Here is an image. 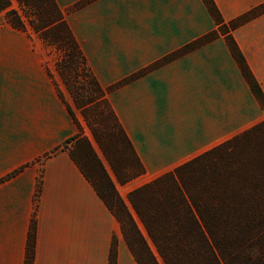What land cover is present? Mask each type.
<instances>
[{"label":"crops","instance_id":"1","mask_svg":"<svg viewBox=\"0 0 264 264\" xmlns=\"http://www.w3.org/2000/svg\"><path fill=\"white\" fill-rule=\"evenodd\" d=\"M56 1L104 89L219 29L205 0H94L73 12L83 0ZM214 2L225 23L264 4ZM29 34L8 24L0 31V264H25L41 173L33 264H110L115 236L117 264H138L65 147L79 132L73 103L45 66L44 42ZM232 35L264 93V14ZM108 98L148 182L264 122V106L222 34Z\"/></svg>","mask_w":264,"mask_h":264},{"label":"trees","instance_id":"2","mask_svg":"<svg viewBox=\"0 0 264 264\" xmlns=\"http://www.w3.org/2000/svg\"><path fill=\"white\" fill-rule=\"evenodd\" d=\"M93 1L83 0L70 11ZM205 3L218 30L104 89L56 0H0V15L6 24L35 34L59 52L56 68L73 105L66 102L61 91L59 94L79 129L65 147L74 144L70 150L73 160L118 220L138 264H264V122L133 189L128 194V204L92 142L83 136L77 115L78 110L91 128L120 185L143 176L145 167L109 101V93L221 34L226 36L243 75L264 106L262 88L232 35L237 28L264 14V4L225 23L214 0ZM42 183L43 173L37 181L25 264H33L35 259L36 213ZM117 243L115 236L110 264H117Z\"/></svg>","mask_w":264,"mask_h":264},{"label":"rangeland","instance_id":"3","mask_svg":"<svg viewBox=\"0 0 264 264\" xmlns=\"http://www.w3.org/2000/svg\"><path fill=\"white\" fill-rule=\"evenodd\" d=\"M6 23L4 22V18L2 15H0V31H2L3 28L6 27ZM33 34V33H32ZM29 34L30 35V39L34 42L36 40H39L38 37L35 34ZM43 48H44V52H45V66L48 69L49 73L51 74L52 78L55 80V83L57 84V86L59 87L58 81L60 83L64 85L59 72L57 71L56 68V62L59 60L60 56H59V52L52 46L43 43ZM67 89V88H66ZM62 92V91H61ZM66 93V99H68L69 101H71L73 103L72 97L70 95V93L68 91H64ZM77 115L80 118V121L83 125V136L85 138L90 139V141L92 142L96 152L98 153L99 157L101 158V160L103 161L106 169L108 170V172L110 173L112 179L115 181L116 186L118 188V191L120 193V195L122 196V198L129 204L128 202V194L129 192H131L133 189L140 187L146 183H148V179L149 177L147 176H141L139 178H136L134 180H132L130 183L122 186L120 185L117 180L116 177L111 169V166L107 160V158L105 157V154L103 153V151L101 150L100 146L98 145V143L96 142L92 130L91 128L88 126L87 122L84 120V118L82 117L81 113L77 110ZM74 147V144L69 146V149L72 150ZM142 227V226H141ZM143 229V227H142Z\"/></svg>","mask_w":264,"mask_h":264}]
</instances>
